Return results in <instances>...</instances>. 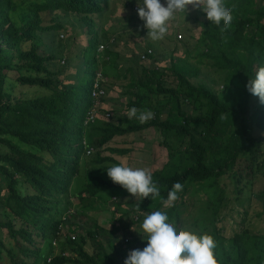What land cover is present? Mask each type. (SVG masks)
<instances>
[{"label":"trees","instance_id":"trees-1","mask_svg":"<svg viewBox=\"0 0 264 264\" xmlns=\"http://www.w3.org/2000/svg\"><path fill=\"white\" fill-rule=\"evenodd\" d=\"M137 3H133L131 10ZM225 3L231 8V23L227 27L223 21L220 24L208 20L203 23L206 30L218 38L212 47L207 39H203L201 43H204V50L193 57L199 63L205 57L211 58L214 70L225 74L221 91L216 92L197 80L198 84L190 83L189 78H198L199 69L183 61L177 66L172 65L180 90L165 89L159 81L154 83V87L148 84L147 88L150 93L158 96H171L175 117L169 113L165 119L143 124L120 127L105 123L100 127L98 109L94 122L84 125L87 112L94 102L91 88L96 78L95 64L90 66L94 68V74L88 80H84L81 75L89 66L87 62L94 61L97 24L109 9L110 0H0V145L4 148V153L0 154V177L6 188V197L0 200V207L9 203L8 208L13 217V220L0 222V229H5L9 240L7 244L0 240V252L2 250L9 256L10 264H23L11 258V243L24 255L28 252L38 255L39 248L35 247V241H39V247L49 242L51 253L55 250L52 242L60 238L58 235L62 226H69L70 233L75 229L71 227L73 223L69 217L64 221L62 218L57 219L58 204L55 198L69 192L74 179L79 175L81 156L92 153L83 144L84 130L89 127L101 133L99 146H105L115 138L157 128L165 138L164 146L176 141L183 149L179 154L177 148L169 149V160L164 167L150 172L159 194L139 198L135 203L138 214L148 215L171 203L166 211L162 210L170 219L180 196L193 184L199 187L210 202L211 224L214 225L220 219L225 196L219 185L220 179L233 171L239 158L249 157L252 170L256 150L264 142V138L256 139L250 132L249 93L245 87L257 72L256 61L261 60L254 48L260 45L264 49V8L253 9L251 0H225ZM19 8L28 14L26 21L20 24L11 17ZM71 15L84 25V33L90 38L79 53H75V61L67 60L64 68L67 79L64 81L51 66L63 58L65 45L59 40L58 34L66 32L62 21ZM253 25L261 32L260 40L255 43L243 34L246 27L252 28ZM144 31L147 34L146 29ZM102 45L107 48L105 44ZM142 54L145 60L154 57L150 50ZM78 61L81 62L74 64ZM9 73H16L17 85L29 90L39 88V94L26 98L6 92L5 82L11 78ZM69 76L72 78L68 79ZM80 79L83 81L79 83ZM234 81H238L242 87L232 90ZM192 97L196 102H202L199 107L196 106L199 110L197 115L187 114L179 103V99L188 101ZM143 98L135 95L128 107L138 109ZM106 115V119L110 118L109 114ZM221 119L225 120L222 132L216 130ZM125 150L114 149L112 152L119 155L125 154ZM105 162L115 161L112 158L96 159L97 164ZM17 176L23 178L27 185L25 195L17 189ZM239 179L238 176L236 182ZM175 182H180L182 189L174 201H168V193ZM114 188L123 189L118 184L96 178L95 182L84 185L81 193L87 198H94ZM235 189L236 193L241 192L237 187ZM259 197L264 200V193H260ZM134 217L132 223L141 220V216L140 219ZM176 220H179L178 216ZM15 221L19 225H15ZM94 227L93 230H80L82 234L74 241L68 233L65 234L66 244L71 246V252L76 258L73 262L118 264V260L111 255L108 240L105 238L100 241V227ZM246 233L235 235L227 246L223 244L220 235L212 236L218 264H264V235L250 236ZM130 239L127 238L128 245ZM89 242L91 252L86 250ZM58 247L62 249V244ZM61 254L53 256L50 263L45 261L44 264L71 262L69 257Z\"/></svg>","mask_w":264,"mask_h":264},{"label":"rangeland","instance_id":"rangeland-1","mask_svg":"<svg viewBox=\"0 0 264 264\" xmlns=\"http://www.w3.org/2000/svg\"><path fill=\"white\" fill-rule=\"evenodd\" d=\"M135 2L141 3L142 0H110L109 9L105 11L99 23L97 22L95 62H87L86 65L89 66L81 75L84 80H88L94 74V68L90 67L92 64H95L94 78L98 73L101 74L106 97L98 102V126L100 127L105 123L126 127L130 124H143L155 119H165L169 117V113L174 116L171 96H158L150 93L147 88L148 84L154 87V83L159 81L165 89L180 90L179 83L172 71V65L177 66L183 61L199 69L198 78H189L190 83H201L216 92L221 91L223 87L225 74L220 70H214L211 58L205 57L201 63L193 58L204 50V43H201L203 39H207L212 47L218 38L203 26L207 19L201 10L193 9L189 5L187 11L176 13L168 22L164 38L152 41L147 38L144 31V22L139 21L131 10ZM161 2L163 3V0ZM251 2V7L255 10L259 7L264 8V0H251ZM27 16V12L20 8L11 15L18 24L25 22ZM62 23L66 32H60L58 35L59 40L65 45V51L61 61L52 65L51 69L57 71L59 78L65 81L67 72L64 68L67 65V60L75 61V53H79L90 37L84 33L86 31L84 25L75 16H69V19L63 20ZM244 33L245 37L253 43L261 38V32L255 28V25L252 28L246 27ZM177 34L182 35L181 42L175 40ZM60 35L63 37L60 38ZM54 40L57 41L58 38L55 37ZM47 43L51 44L49 41ZM100 44H105L107 48L105 47L99 57H96ZM147 50H151L154 57L142 60V53ZM254 50L255 54L261 58L260 62L256 61L255 63L258 71L261 66H264V49L258 45ZM9 75L11 78L5 82L6 92L17 97L23 95L26 98L39 94L37 91L39 88L29 90L26 89L27 87L17 85L15 82L16 73H9ZM73 77L75 78V75ZM82 81L80 79L79 83ZM237 87L241 88L242 85L238 81H234L232 90ZM135 95L145 98L141 100L137 116H130L131 108L128 107V104L134 101ZM179 103L187 114L197 115L199 110L196 106L199 107L202 102L201 100L196 102L192 97L188 101L179 99ZM248 110V125L251 134L256 139H263L264 105L250 93ZM144 111H150L152 115L150 119L141 122L137 117L140 112ZM106 114H109L110 118L106 119ZM224 129L225 120L221 119L216 125V130L222 132ZM100 138L102 135L96 128H85L83 144L91 149L92 153L91 155L85 153L81 156L80 172L74 179L69 192L55 198L58 204L57 219L64 216L70 217L73 223L71 227L73 229L75 227V229L70 233V229H67L66 226L61 228V233L69 232V236H79L87 228L93 230L95 225L100 227L98 230L100 241L106 238L109 242L108 246L112 249L111 255L118 260V264H124V260L131 250H142L147 244V241L143 240L146 239V234L139 227L147 215H140L135 211V203L141 196L130 194L124 188H114L106 190L94 198H87L85 194L81 193L84 185L95 182L96 178L112 182L106 171L114 165H125L133 169L141 168L149 172L160 170L169 160V149L177 148V154L181 153L183 149L176 141L164 146L165 138L157 128H149L139 133L115 138L105 146H99ZM14 142L17 141L14 140ZM23 149L26 150V148ZM114 149H126V152L118 155L112 152ZM1 153H4V148L0 145ZM98 157L112 158L115 162L97 164ZM254 158L256 161L252 170L249 167V157L239 158L233 171L228 172L220 179L219 185L224 190L225 196L221 217L214 222V225L211 224L209 200L201 193L199 187L193 184L189 185L186 192L180 196L178 206L171 214L170 220H175L179 228H190L198 234L210 236L218 234L223 238L225 246L230 244L235 235L241 232H247L246 234L250 236L264 235V200L259 197L260 193H264V142L256 150ZM238 176L240 179L239 182H236ZM17 179V189L22 195H25L28 191L27 185L24 184L23 178L20 176H17ZM236 187L240 189V193H236ZM5 189V184L0 177V200H4L6 197ZM9 205L8 203L7 206L0 207V222L13 220ZM171 205V203L166 204L161 210L166 211ZM134 216H138L139 219L141 216V220L132 223ZM177 216L179 217L178 221L176 220ZM14 224L19 225V222L15 221ZM137 224L139 226L136 228ZM125 238H131L130 245L124 242ZM0 240L3 244H7L9 241L5 229H0ZM38 242L35 241L34 244L36 248H39L38 255L29 252L24 255L20 249L14 248L16 247L14 243H11L13 248L11 258L17 263L44 264L47 258L62 253L61 255L71 259V262L67 264H75L73 262L76 259L75 255L71 252V246L66 244L63 236L56 240L58 246L62 244V249L57 246L51 253L49 242L40 245L42 247H39ZM23 247L26 246L23 245ZM86 250L92 251L90 242ZM9 260V256L1 250L0 264H10Z\"/></svg>","mask_w":264,"mask_h":264},{"label":"clouds","instance_id":"clouds-1","mask_svg":"<svg viewBox=\"0 0 264 264\" xmlns=\"http://www.w3.org/2000/svg\"><path fill=\"white\" fill-rule=\"evenodd\" d=\"M189 5L193 9L201 10L209 22L220 24L223 21L227 27L232 21L231 8L225 0H163V3L161 0H142L137 3V15L144 22L147 38L152 41L163 39L167 33L168 22L177 12L187 11ZM100 53H97L96 57H99ZM245 87L248 93L257 97L264 105V66L248 80ZM129 115L137 116V109L131 108ZM151 115L150 111H144L140 112L137 118L143 122L150 119ZM106 173L114 184L120 185L130 194H139L144 199L159 194L151 173L145 169L114 165L108 168ZM181 189L182 184L175 182L168 193V201H174ZM66 217L69 216H64L62 220ZM68 227L66 226L67 229ZM140 228L146 234V239L143 240L147 241V244L142 250H131L124 264H218L214 253L216 244L212 236L198 234L190 228H179L176 221L170 220L168 214L162 210L145 216ZM65 234L61 236L65 237Z\"/></svg>","mask_w":264,"mask_h":264},{"label":"built area","instance_id":"built-area-1","mask_svg":"<svg viewBox=\"0 0 264 264\" xmlns=\"http://www.w3.org/2000/svg\"><path fill=\"white\" fill-rule=\"evenodd\" d=\"M132 11L136 14L137 19L138 20H141L138 17V15H137V6H134L132 8ZM175 40L177 42H181L182 35L181 34H177ZM103 49H104V46L103 45H100L99 46V49H98V53L102 52ZM142 59H144L143 56H142ZM101 82H102V80H101V74L98 73L96 75V78H95L94 83H93L92 88H91V98L94 101L93 102L94 104L92 105V107L87 112V116L85 118L84 125H86L88 123H93L94 122V120L97 118L98 102H99L100 99H104L106 97V91H105L103 85L101 84ZM105 117H108V115H105ZM61 235H62V233L59 232V235L58 236H61ZM70 238L72 240H75L76 237L74 235H72ZM124 242L125 243H128V240L125 239ZM56 245H57L56 244V241H53L52 242V246L53 247H56ZM51 260H52V257L47 258L46 263H50Z\"/></svg>","mask_w":264,"mask_h":264}]
</instances>
